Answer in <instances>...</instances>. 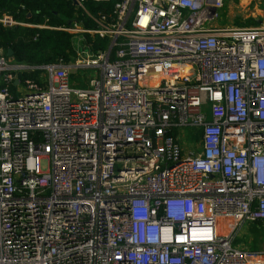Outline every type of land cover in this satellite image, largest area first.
<instances>
[{
    "label": "built area",
    "instance_id": "built-area-1",
    "mask_svg": "<svg viewBox=\"0 0 264 264\" xmlns=\"http://www.w3.org/2000/svg\"><path fill=\"white\" fill-rule=\"evenodd\" d=\"M69 1L70 61L0 50V264H264L232 245L264 223V25H220L225 0Z\"/></svg>",
    "mask_w": 264,
    "mask_h": 264
},
{
    "label": "trees",
    "instance_id": "trees-1",
    "mask_svg": "<svg viewBox=\"0 0 264 264\" xmlns=\"http://www.w3.org/2000/svg\"><path fill=\"white\" fill-rule=\"evenodd\" d=\"M92 10L111 11V3H100ZM6 13L15 21L33 26L16 25L5 27L0 23V50L5 54L11 51L15 62L38 66L58 59L70 61L76 52L71 35L52 27L67 25L74 14V6L69 0H0V15ZM255 24V23H254ZM42 26V27H41ZM87 39L91 38L87 36ZM93 50L106 49V38L94 37ZM37 71L19 72L18 78L36 79ZM10 90L14 92L13 86Z\"/></svg>",
    "mask_w": 264,
    "mask_h": 264
},
{
    "label": "rangeland",
    "instance_id": "rangeland-1",
    "mask_svg": "<svg viewBox=\"0 0 264 264\" xmlns=\"http://www.w3.org/2000/svg\"><path fill=\"white\" fill-rule=\"evenodd\" d=\"M249 1L250 0H225V7L221 10L217 22L220 25L234 26L264 25V10L261 0ZM239 2H241V4ZM93 77H95L94 69H78L72 74L70 82L76 87H81L86 80ZM192 131L194 132L195 130L184 128V133L180 138L179 144L182 147L183 156L194 150V145L192 144L194 140L191 138ZM232 245L253 250L263 248L264 223L244 222L235 231Z\"/></svg>",
    "mask_w": 264,
    "mask_h": 264
},
{
    "label": "crops",
    "instance_id": "crops-1",
    "mask_svg": "<svg viewBox=\"0 0 264 264\" xmlns=\"http://www.w3.org/2000/svg\"><path fill=\"white\" fill-rule=\"evenodd\" d=\"M71 35V34H70ZM72 37V36H71ZM72 44H73V46L75 47V45H74V43H73V41H72ZM73 47V48H74ZM8 57H10L11 58V55H8V54H6ZM261 249V248H260Z\"/></svg>",
    "mask_w": 264,
    "mask_h": 264
},
{
    "label": "water",
    "instance_id": "water-1",
    "mask_svg": "<svg viewBox=\"0 0 264 264\" xmlns=\"http://www.w3.org/2000/svg\"><path fill=\"white\" fill-rule=\"evenodd\" d=\"M8 55H11V51L7 52ZM17 83V80L15 81V84Z\"/></svg>",
    "mask_w": 264,
    "mask_h": 264
}]
</instances>
